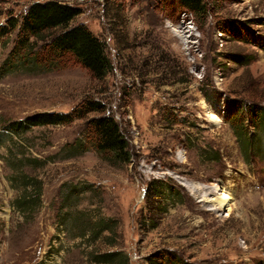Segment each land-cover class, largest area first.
<instances>
[{
    "label": "rangeland",
    "instance_id": "rangeland-1",
    "mask_svg": "<svg viewBox=\"0 0 264 264\" xmlns=\"http://www.w3.org/2000/svg\"><path fill=\"white\" fill-rule=\"evenodd\" d=\"M34 1L0 0V24ZM58 1L81 8L71 24L104 42L111 69L98 80L65 58L0 70V264H108L92 257L108 251L160 264L147 257L166 250L187 264H264V0H205L203 17L171 0ZM14 39H0V66ZM85 98L105 105L86 119L116 120L128 162L67 150L85 118L5 129ZM192 184L221 186L230 209L198 201Z\"/></svg>",
    "mask_w": 264,
    "mask_h": 264
},
{
    "label": "trees",
    "instance_id": "trees-1",
    "mask_svg": "<svg viewBox=\"0 0 264 264\" xmlns=\"http://www.w3.org/2000/svg\"><path fill=\"white\" fill-rule=\"evenodd\" d=\"M171 1L175 2L179 10L189 12L194 17H203L207 12L205 0ZM81 12V8L76 5L58 0H44L31 2L22 13L7 17L0 24V39L12 32H15V39L0 70L13 71L22 67L30 72L45 71L59 66L60 61L65 58H72L87 69L93 78L103 79L111 69L104 42L85 24H71ZM234 57L231 59L242 61L238 56ZM104 111L103 102L85 98L68 112H36L8 122L5 129L16 134L36 126L70 124L76 119H86L91 112ZM245 130L246 128L241 127L236 133L242 144L247 145L246 141L250 142L252 136L246 134ZM66 147L70 152L93 149L118 163L128 162L131 157L125 135L116 120L106 114L87 118L82 134ZM106 225L105 222L96 228L97 231L102 232ZM92 257L98 263H127V257L116 251L96 253ZM147 260L151 263L159 261L160 264H187L175 253L167 250L157 252L147 257Z\"/></svg>",
    "mask_w": 264,
    "mask_h": 264
},
{
    "label": "bare ground",
    "instance_id": "bare-ground-1",
    "mask_svg": "<svg viewBox=\"0 0 264 264\" xmlns=\"http://www.w3.org/2000/svg\"><path fill=\"white\" fill-rule=\"evenodd\" d=\"M212 118H215L214 115L211 116ZM216 121H218L216 119ZM219 185V184H218ZM188 188V187H187ZM219 188V193H216L215 194H212V196L210 197H207L205 196V193L206 190H217ZM190 193L191 192H194V193H200V198L198 199V201L200 202H208L210 203L209 205L210 206H214V209H218V210H222L224 209L225 207H228L230 209V200H231V196L228 194V192H225L223 191V189H221V186L220 187H217V186H213V187H204V186H201L200 184H192L190 186ZM203 192V193H202Z\"/></svg>",
    "mask_w": 264,
    "mask_h": 264
}]
</instances>
